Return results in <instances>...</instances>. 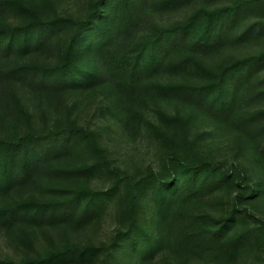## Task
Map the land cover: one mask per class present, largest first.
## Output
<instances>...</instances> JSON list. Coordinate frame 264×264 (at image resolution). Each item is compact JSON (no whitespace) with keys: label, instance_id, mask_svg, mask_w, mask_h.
<instances>
[{"label":"trees","instance_id":"obj_1","mask_svg":"<svg viewBox=\"0 0 264 264\" xmlns=\"http://www.w3.org/2000/svg\"><path fill=\"white\" fill-rule=\"evenodd\" d=\"M189 1L90 0L86 16L77 21L49 19L23 7L25 21L11 27L6 12L22 5L0 0V123L5 127L0 137V227L12 235L10 240L16 241L13 234L18 227L96 221L120 192L117 185L102 192L88 187L89 179L101 171L98 164L71 165L85 151L103 156L96 134L72 115L57 111H46L42 124L35 125L21 104L25 91L50 108L54 97L105 89L125 113L122 127L128 133L141 124L140 110L147 99L176 98L203 108L216 122L233 125L247 143L259 141L264 147L260 138L264 107L244 112L241 106L250 95L248 103L264 101V79L255 81L264 50L215 68L198 59L220 51L231 39L246 37L250 29L240 36L233 34L240 11L258 7L262 13L264 0L198 9L168 25L149 20L152 12L177 9ZM137 12L144 21L136 17ZM255 27L258 35L264 32V22ZM64 29L73 33L51 63L53 42ZM193 71L201 80L167 84L156 78L180 74L189 80ZM157 114L165 126L163 132L156 131L167 151L165 168L162 174L152 173L151 179L126 189L120 200L124 224L111 247L101 251L66 243L42 250L33 260L0 264H153L161 249H167L177 264L195 259L202 264H229L248 248L264 254V221L241 210L258 195L264 196V156L255 157L261 180L232 189L238 177L198 153V141L188 139L190 121ZM239 169L243 181L244 169ZM226 190L232 200L227 212L212 215L207 207ZM143 198L148 222L141 225ZM257 264H264V257Z\"/></svg>","mask_w":264,"mask_h":264},{"label":"rangeland","instance_id":"obj_2","mask_svg":"<svg viewBox=\"0 0 264 264\" xmlns=\"http://www.w3.org/2000/svg\"><path fill=\"white\" fill-rule=\"evenodd\" d=\"M19 2L22 7L10 9L6 12L5 21L13 27L17 26L26 17L24 8L34 9L49 19L66 18L70 21L83 19L88 10L90 0H12ZM237 0H190L187 4L177 9L152 12L149 20L158 25H168L173 22L182 21L192 12L198 9L214 10L231 6ZM248 1V0H243ZM264 11L261 13L258 7L242 9L239 18L235 22L233 34L240 36L250 29L246 37L227 42L223 49L218 52H211L204 57H198L203 64L211 68L222 66L225 62L245 56H252L264 50V32L258 35L256 23L264 22ZM136 17L144 21L145 17L139 12ZM253 28V29H252ZM73 29H64L58 38L53 42V54L49 62L56 61V55L67 44ZM257 69L255 76L256 83L264 79V63ZM194 70V69H192ZM156 78L162 83L178 84L186 81L197 82L201 77L193 71V76L186 80V76L176 74L167 76L159 74ZM27 97L22 99V107L32 118L35 125H41L47 111L52 114L54 111L64 115H72L78 124L96 134L98 147L104 152L103 156H92L84 152L83 157H78L71 165H77L84 161L86 165L98 164L100 171L93 175L88 182V187L92 191H107L114 186H120V192L115 201L107 205V209L99 219L89 222L86 225H56L43 227H18L10 240L7 230L0 227V262L21 263L36 258L42 250L57 248L63 244L77 246H94L101 251L111 247L112 242L117 238L119 227L123 222L121 216L120 200L125 191L133 183L147 178L151 179L152 173H163L166 165V149L157 140L156 131L163 132L165 126L158 119V112H164L168 116H180L190 121L188 139L198 141V153L210 159L213 163L225 166L232 171L233 177H238L234 181V186L243 183L244 185L256 184L261 180L257 173V162L255 157L258 153L264 156L262 142L254 141L247 143L239 136L233 125L220 123L212 120L205 113L203 108L188 105L181 100L172 98L169 100L147 99L145 105L140 110L142 118L141 124L136 130L127 132L123 129V119L125 113L117 109L113 99L105 89H94L84 92H72L70 95H60L50 101L51 107L46 104L36 103L25 91ZM23 93V94H24ZM252 95L244 99V112H252L264 107V101L248 103ZM48 115V114H47ZM5 134V127L0 123V137ZM260 138H264L262 135ZM259 139V138H258ZM260 148L256 150V148ZM262 148V149H261ZM259 151V152H258ZM244 169L245 180L238 176L237 168ZM240 170V169H239ZM230 194L221 192L212 201L207 209L212 215L221 216L225 214L230 206ZM145 198L140 200L139 224L148 222L147 208L144 207ZM243 211L262 219L264 221V196H257L249 206L241 208ZM252 225L249 224V228ZM22 239L25 243L19 242ZM119 255L117 252L115 254ZM99 257H102L99 251ZM264 257V254L256 248H248L242 251L229 264H257ZM98 260V259H97ZM96 260V261H97ZM96 263V262H95ZM153 264H177L169 254L167 249L159 250ZM189 264H202L201 260L190 261Z\"/></svg>","mask_w":264,"mask_h":264}]
</instances>
